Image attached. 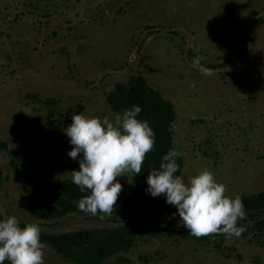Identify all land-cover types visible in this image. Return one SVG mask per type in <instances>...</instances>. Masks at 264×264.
Here are the masks:
<instances>
[{
    "label": "rangeland",
    "instance_id": "374dc122",
    "mask_svg": "<svg viewBox=\"0 0 264 264\" xmlns=\"http://www.w3.org/2000/svg\"><path fill=\"white\" fill-rule=\"evenodd\" d=\"M198 56L212 75L193 66ZM137 75L176 110L173 142L186 182L208 169L228 196L264 191V0H0V143L20 156L79 163L82 154L68 156L64 133L72 116L113 118L108 94ZM20 167L48 182L71 178ZM0 169L4 218L15 215L48 233L113 226L78 214L35 220L23 201L25 183L3 151ZM117 180L127 195L139 184L133 173ZM146 223L184 227L178 219ZM44 260L74 264L49 247ZM105 264H264V234L205 243L144 235Z\"/></svg>",
    "mask_w": 264,
    "mask_h": 264
},
{
    "label": "clouds",
    "instance_id": "9594fccd",
    "mask_svg": "<svg viewBox=\"0 0 264 264\" xmlns=\"http://www.w3.org/2000/svg\"><path fill=\"white\" fill-rule=\"evenodd\" d=\"M203 56L193 60V66L204 75L211 69L201 66ZM141 107L133 106L115 114L113 118L72 116V123L64 129L72 150L68 156L79 160V170L71 172L72 182L81 192L90 195L78 202L80 211L96 216L111 215L117 206L123 185L117 178L126 173L139 175L148 153L155 146V132L146 120L138 119ZM183 153L171 149L163 156L159 169L153 167L147 178L146 192L152 197L164 195L169 205L177 208L183 226L196 237L223 234L239 237L244 227L238 222L245 218V206L240 196L226 193L227 185L216 180L208 169L201 170L186 182L176 175L180 166L177 158ZM41 227L27 223L23 227L15 216L0 221V264H45L46 245L41 242Z\"/></svg>",
    "mask_w": 264,
    "mask_h": 264
},
{
    "label": "trees",
    "instance_id": "16d2710c",
    "mask_svg": "<svg viewBox=\"0 0 264 264\" xmlns=\"http://www.w3.org/2000/svg\"><path fill=\"white\" fill-rule=\"evenodd\" d=\"M106 101L113 113L118 114L133 106L141 107L138 119L149 122L155 132V146L147 154L142 171L139 175H133L139 181L132 194L121 192L117 206L111 215L100 218L80 211L79 200L90 195V192H81L79 187L72 182V178L62 182H48L31 176L20 165L27 163L31 169L39 173H68L79 170V163L71 164H40L31 157H22L7 143H0V151L10 156V164L21 176L25 183L24 204L28 213L35 220L42 222H58L71 215H86L101 220H111L113 226L98 227L94 229H82L67 233L41 232V242L53 249L57 254L74 264H105L114 257L128 254L138 243L140 237L175 236L178 238L205 243L214 238L223 237V234H210L196 237L185 227L182 229L170 228L164 225H152L146 220L152 218L178 219L173 209L166 202V197H152L146 192L148 188L147 178L150 170L159 169L164 155L169 150L175 149L173 142V126L177 113L173 104L164 98L161 92L152 88L145 77L132 76L127 83L116 84ZM18 116L15 117L17 121ZM180 166L176 175L181 176L185 163L182 156L177 158ZM4 181V174L0 169V194ZM246 216L238 222V227H244L245 231L240 236L250 234H264V191L242 198ZM4 216L0 213V221ZM130 220L131 223H125ZM26 224H22L23 227ZM126 262L125 259H123ZM5 264H10L5 261Z\"/></svg>",
    "mask_w": 264,
    "mask_h": 264
}]
</instances>
